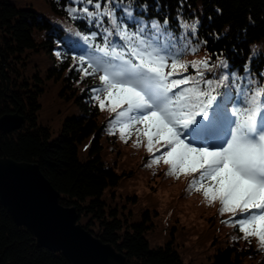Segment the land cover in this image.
<instances>
[{"label": "trees", "instance_id": "obj_1", "mask_svg": "<svg viewBox=\"0 0 264 264\" xmlns=\"http://www.w3.org/2000/svg\"><path fill=\"white\" fill-rule=\"evenodd\" d=\"M47 1L58 13L72 19L68 12L73 0ZM143 4L148 7L147 13L138 7ZM133 8L134 15L148 22L156 19L163 23L167 18L177 47L189 46V54H184L181 63L190 65L208 59L219 65L227 60L241 84L245 67L257 79L264 73V0H133ZM69 22L56 23L34 7L0 0V116L20 111L25 117L20 128L0 131V156L39 163L59 190L60 202L75 205L78 221L86 229L124 252V264H248L257 251L264 255L259 239L245 238L232 222L234 214L221 212L219 200L210 205L208 229L187 246L193 261L183 259L175 241L155 233L163 224L154 221L149 210L136 219L134 210L113 202L116 192L112 187L136 178L164 149L156 151L160 146L155 145L153 153L147 151L146 137L138 138L135 133L141 125L131 126L130 138L127 132L122 135L119 128L125 119L117 118L122 109L113 113L106 101L101 110L92 99L91 89L101 83L99 74L84 77L78 66L74 67L78 61L71 59L73 54H82V49L73 53L68 44L80 40L75 35L77 31L87 34L99 30L83 19ZM181 22L195 24V35L190 36L191 29L185 31ZM105 26H109L107 21ZM100 42L99 37L93 41ZM254 43L260 49L253 54ZM192 47L198 51L192 52ZM166 71H171L170 66ZM177 71L198 79L191 67ZM213 71L219 74L223 70ZM171 78L179 76L174 74ZM130 149L142 153L140 161H131L127 156ZM159 165L161 177L184 181L189 187L193 180H199L200 173H180L177 178V174L169 175L170 165L162 160ZM235 218H240L239 212ZM214 240V252L204 261L205 250L215 244ZM0 264L71 263L62 252L40 246L33 233L18 224L0 202Z\"/></svg>", "mask_w": 264, "mask_h": 264}, {"label": "snow or ice", "instance_id": "obj_2", "mask_svg": "<svg viewBox=\"0 0 264 264\" xmlns=\"http://www.w3.org/2000/svg\"><path fill=\"white\" fill-rule=\"evenodd\" d=\"M138 7L147 13L146 4ZM135 11L133 0H73L69 16L99 30L75 33L80 40L68 47L82 54L72 55L78 61L74 67L84 77L99 74L92 99L101 110L106 101L111 112L122 109L117 117L125 119L122 135L130 138L131 126L141 125L135 133L146 137L147 151L153 153L155 145L160 146L156 151L164 149L152 163L162 160L177 178L200 173L190 187L210 202L219 200L221 212L234 214L232 222L245 238L257 237L264 248V73L257 79L245 67L241 84L227 60L181 63L189 46L177 47L167 18L148 22ZM181 27L195 35V24L181 22ZM98 37L101 42L93 43ZM188 67L198 79L177 71ZM216 68L223 71L217 74ZM174 74L179 79H172Z\"/></svg>", "mask_w": 264, "mask_h": 264}, {"label": "water", "instance_id": "obj_3", "mask_svg": "<svg viewBox=\"0 0 264 264\" xmlns=\"http://www.w3.org/2000/svg\"><path fill=\"white\" fill-rule=\"evenodd\" d=\"M20 111L0 116V131L20 128ZM0 202L14 220L25 225L40 246L60 251L71 264H124L126 254L103 241L79 221L75 205L60 202V192L39 163L0 156Z\"/></svg>", "mask_w": 264, "mask_h": 264}, {"label": "rangeland", "instance_id": "obj_4", "mask_svg": "<svg viewBox=\"0 0 264 264\" xmlns=\"http://www.w3.org/2000/svg\"><path fill=\"white\" fill-rule=\"evenodd\" d=\"M14 2L19 6L34 7L56 23L69 24V21H72L54 10L47 0H14ZM259 49L257 43H254L252 53H256ZM187 54L189 53L186 52L185 55ZM127 156L132 162H138L142 158V153L139 150L130 149ZM159 170L160 165L152 163L139 172L136 178L130 177L113 186L116 192L113 202L134 210L136 219H141L149 210L151 218L158 224H163V227L156 229L155 233H162L165 240L170 238L169 240L175 241L183 259L190 261L187 246L195 236L202 233L205 228L208 229V219L212 215L210 205L213 202L205 198L203 192L193 191L184 181L159 176ZM109 191L110 189L108 193ZM147 218L150 220L149 216ZM214 242L215 244L205 250L202 258L204 261L208 260L207 255L210 252H214L212 248L216 245V241ZM254 255L256 256H253L248 264H264V255L261 251H257Z\"/></svg>", "mask_w": 264, "mask_h": 264}]
</instances>
